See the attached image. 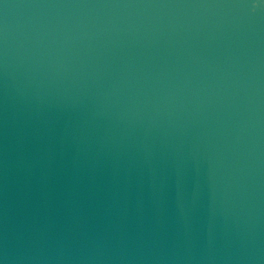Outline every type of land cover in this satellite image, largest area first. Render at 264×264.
I'll return each mask as SVG.
<instances>
[{
	"label": "water",
	"instance_id": "water-1",
	"mask_svg": "<svg viewBox=\"0 0 264 264\" xmlns=\"http://www.w3.org/2000/svg\"><path fill=\"white\" fill-rule=\"evenodd\" d=\"M0 264H264V0H0Z\"/></svg>",
	"mask_w": 264,
	"mask_h": 264
}]
</instances>
